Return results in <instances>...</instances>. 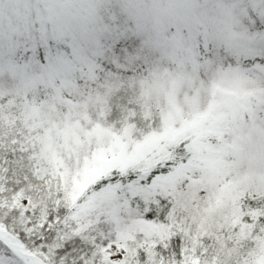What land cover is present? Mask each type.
Segmentation results:
<instances>
[{
  "label": "snow or ice",
  "instance_id": "snow-or-ice-1",
  "mask_svg": "<svg viewBox=\"0 0 264 264\" xmlns=\"http://www.w3.org/2000/svg\"><path fill=\"white\" fill-rule=\"evenodd\" d=\"M143 2L0 0V264H264V0H202L181 75Z\"/></svg>",
  "mask_w": 264,
  "mask_h": 264
},
{
  "label": "rangeland",
  "instance_id": "rangeland-1",
  "mask_svg": "<svg viewBox=\"0 0 264 264\" xmlns=\"http://www.w3.org/2000/svg\"><path fill=\"white\" fill-rule=\"evenodd\" d=\"M142 9L147 22L146 33L152 37L161 54L173 63L181 51L190 49L193 40L184 22L195 17L200 24L208 27L214 19L211 8L202 0H144ZM174 65L177 69L181 68L178 62ZM248 85L244 79L230 81L224 90L245 97L252 92Z\"/></svg>",
  "mask_w": 264,
  "mask_h": 264
},
{
  "label": "trees",
  "instance_id": "trees-1",
  "mask_svg": "<svg viewBox=\"0 0 264 264\" xmlns=\"http://www.w3.org/2000/svg\"><path fill=\"white\" fill-rule=\"evenodd\" d=\"M145 39L148 42V48L150 52L154 54L157 58V63L154 65V69L158 73L169 72L170 69H171V72L169 73L170 75H181L186 72V69L182 67L180 69H177L171 59L162 55L159 50V47L153 44L152 37L148 35L147 33H146ZM236 39L238 43L242 42L239 37H237ZM193 43L194 41L192 40V42H190V48L192 47ZM224 75H225V85L226 84L228 85L230 81L243 80V78L236 72H232L230 74L225 72ZM248 86H249V89L251 90L252 87L250 85Z\"/></svg>",
  "mask_w": 264,
  "mask_h": 264
}]
</instances>
